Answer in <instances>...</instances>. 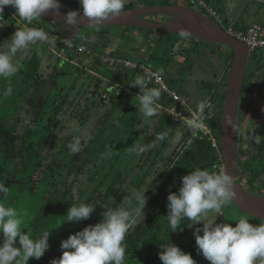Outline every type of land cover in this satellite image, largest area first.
Listing matches in <instances>:
<instances>
[{
  "label": "rangeland",
  "instance_id": "obj_1",
  "mask_svg": "<svg viewBox=\"0 0 264 264\" xmlns=\"http://www.w3.org/2000/svg\"><path fill=\"white\" fill-rule=\"evenodd\" d=\"M129 1L135 8L180 5L209 16L197 6L195 1L199 0ZM245 1L255 5L254 9L264 5V0ZM60 3L82 10L79 0H60ZM3 18L0 20V24H4L0 28V43L9 39L17 28L27 27L11 7L5 8ZM155 19L176 21L172 17ZM259 23L264 24V21ZM53 24L45 18L31 24L43 29L49 41L37 42L27 50L16 76L10 80L0 79V127L19 137L17 157L7 162V145L0 143V163L5 162L1 177H7L5 185L9 188L8 193L0 194V204L15 207L24 220L23 231L31 228L33 238L52 229L49 249L39 260L29 259L28 264H51L59 259L61 241L88 225L99 223L105 211L101 206L109 203L115 206L126 199L131 208H136L139 206L136 196L145 192L144 211L135 216V224L144 223L152 220L155 214L150 202L160 192L167 198L176 189L172 167L151 191L168 159L193 129L173 121L166 122L163 109L150 118L138 111V94L131 84L143 67L152 71L162 69L167 82L182 96L190 98L193 110L203 117L207 111L211 112L217 96L223 93L233 61L227 47L187 37L135 28L128 34L122 27L100 29L93 34L88 28L65 29ZM126 62L137 68L127 67ZM8 87L12 92L4 96ZM162 100L161 95L158 104L164 105ZM242 109L241 158L245 173L238 176L236 183L245 192L252 193L249 191L252 184L257 189L264 186V157H261L264 156V138L255 143L248 137L252 128L253 135L264 137V50L250 53L240 111ZM165 131L169 133L168 138L163 142L156 140L157 134ZM209 131L208 138L219 145L217 133ZM77 136L83 149L72 155L67 145ZM153 143L155 147L139 151V147ZM81 202L97 204L90 218L79 223H62V216L71 204ZM222 212L224 216H218L216 223L235 227V221L240 218L252 224L264 223L243 213L232 202ZM166 216L163 222L167 221ZM197 227L202 228V224L184 227L181 232L165 230L164 235L185 253H190L197 264H210L198 252L193 235ZM147 255L143 253L141 260ZM155 264H162V261Z\"/></svg>",
  "mask_w": 264,
  "mask_h": 264
},
{
  "label": "clouds",
  "instance_id": "obj_2",
  "mask_svg": "<svg viewBox=\"0 0 264 264\" xmlns=\"http://www.w3.org/2000/svg\"><path fill=\"white\" fill-rule=\"evenodd\" d=\"M79 3L83 15L79 11H70L63 17L65 23L78 26L82 20H86L90 27L99 31L106 20L117 19L124 13L128 0H79ZM6 7L15 9V16L31 25L49 13L59 14L61 4L60 0H0V20H4ZM3 26L0 24V28ZM181 35L188 37L190 33L183 30ZM48 41V34L41 28H17L9 39L0 43V79L10 80L16 76L27 50L37 42ZM162 75L163 70H157V78ZM145 84V77L137 76L131 86L139 88L138 111L150 118L159 114L161 90L147 88ZM109 91L112 89L109 88ZM11 92L12 88L8 87L3 95L8 96ZM187 123L194 134L204 127L202 122L196 120ZM252 132L253 128L248 137L260 143L264 137ZM168 136L169 133L165 131L157 134L156 140L163 142ZM155 146V143L142 146L139 151L142 153ZM67 148L70 154L76 155L82 151L83 144L77 136ZM6 178L0 177V194L9 192L5 185ZM181 181L178 191L170 192L167 197L166 217L170 231L181 232L184 227L202 224V228L194 229L193 235L198 252L210 264H264V223L252 224L245 218L236 220L235 227L229 223H216L218 216H224L222 209L236 198L232 175L226 170L210 172L195 168L181 177ZM144 193L136 196L139 205L136 208H131L126 199L115 206L111 203L101 206L105 209L101 221L62 240V256L51 264H123L127 249L126 235L136 222L135 216L144 211ZM96 205L84 202L71 204L66 215L62 216V223H79L89 219ZM23 224L24 220L15 207L0 204V234L3 237L0 264H28L29 259L39 260L49 249L48 239L52 229L33 238L32 229L23 231ZM159 259L162 264H197L190 253H185L173 243L159 252Z\"/></svg>",
  "mask_w": 264,
  "mask_h": 264
},
{
  "label": "water",
  "instance_id": "obj_3",
  "mask_svg": "<svg viewBox=\"0 0 264 264\" xmlns=\"http://www.w3.org/2000/svg\"><path fill=\"white\" fill-rule=\"evenodd\" d=\"M60 4L59 14L49 13L44 18L55 24L68 27L92 28L86 20H82L78 26L66 24L63 17L68 12L79 11L80 15H83V13L82 10ZM153 17H172L176 21L161 22ZM178 21H183L186 24L177 25ZM124 26L146 28L179 36H182L181 32L183 30H187L190 33L187 38L208 44H219L233 51L232 68L226 82L222 111L220 145L224 163L223 170H226L233 178L237 195L231 202L243 213L264 221V197L245 192L236 183L239 173V109L251 53L249 48L246 44L228 34L203 12L185 6L155 5L125 10L119 18L106 20L100 28Z\"/></svg>",
  "mask_w": 264,
  "mask_h": 264
},
{
  "label": "trees",
  "instance_id": "obj_4",
  "mask_svg": "<svg viewBox=\"0 0 264 264\" xmlns=\"http://www.w3.org/2000/svg\"><path fill=\"white\" fill-rule=\"evenodd\" d=\"M129 9H135V5L133 3H130L128 0V3L125 7V10ZM19 21L27 26V27H33L32 25H28L25 21L21 20L19 18ZM15 22V21H14ZM52 24V23H51ZM58 28H73L68 27L64 25H56ZM111 27L106 28H100L103 31L109 30ZM140 29L146 32L151 33H160L165 35H170L163 32H157L153 30H149L146 28H137V27H130V26H124L122 27V30L124 33H131L132 29ZM79 30H85L86 28H75ZM90 31H93V34L96 33V30L93 28H88ZM176 36L178 38H185L183 36L179 35H171ZM231 59H233V51L228 49ZM232 68V64L229 67V73L230 74ZM137 76H144L143 72H139L136 74ZM136 79V78H135ZM135 81V80H134ZM147 88H153L152 85H149ZM244 88V87H243ZM133 91L136 94H139V88L133 87ZM226 89V83L224 86V91L222 94H219L217 96L216 105L213 107V109H210L211 112L207 111V115L203 116L204 120L208 123V126L210 129H212L213 132H216V137L218 139H221V124H222V111H223V101H224V93ZM164 103L168 105L170 103L169 100H167L165 97H163ZM215 104V103H214ZM243 109L240 111L239 116V156H238V165H239V173L238 176L244 175L243 170V159L241 158L242 154V134H241V127L243 126V119L241 117V114ZM209 114V115H208ZM165 121H172L170 116L165 113ZM193 133L190 132L187 134V136L179 143L178 147L173 152V155L168 159V163L165 165L163 171L159 174V176L155 179L151 191L154 190L165 178V175L172 169V175L175 176V184L176 189L173 192L178 191L179 187L181 186V177L187 175L190 171L194 170L195 168H201V169H207L210 172L211 171H217L223 170L224 163H223V155H222V149L221 145L219 144L217 147H214L212 140H210L208 137L202 135L201 133L192 135ZM18 136L10 130L4 129L3 127H0V143H6L7 149L5 150V162L9 161L10 158L17 157V141ZM262 149H264V146L262 145ZM263 150L261 151V153ZM262 158L264 156H261ZM5 162L2 164L0 163V177L4 172L5 168ZM238 178V177H237ZM252 182V181H251ZM249 182L250 184H252ZM150 191V193H151ZM249 191L263 196L264 197V186H262L261 189H257L256 185H251L249 188ZM167 203L168 200L162 192H160L151 202L150 206L154 208V216L152 220H149L147 222H137L133 228L130 229L128 234L126 235L125 243L127 245L126 249V256L124 259L123 264H140L141 261L142 264H155L159 259V252L163 250V248L166 245H169L171 243V238H166L167 236L164 235L167 231L170 230L168 222L164 221L165 216L168 213L167 209ZM258 221V219H256ZM167 230L165 233L164 231ZM146 253L148 254L144 259L142 257V254Z\"/></svg>",
  "mask_w": 264,
  "mask_h": 264
},
{
  "label": "built area",
  "instance_id": "obj_5",
  "mask_svg": "<svg viewBox=\"0 0 264 264\" xmlns=\"http://www.w3.org/2000/svg\"><path fill=\"white\" fill-rule=\"evenodd\" d=\"M195 2L197 3V6L203 9V11L208 12L209 16L206 14L208 17L214 20L222 28L225 27V31L228 34L246 44L250 52L264 50V25L255 24L246 28L245 30H239L236 28L235 24H228L227 20L222 16V14H219L216 10L209 7L208 4L204 1L202 2L199 0ZM125 64L127 67L137 68V66H133L130 62H126ZM142 70L141 71L143 72L146 81L145 86L148 87L149 85H152L153 88H159L161 90V95L170 101V103L166 105L164 103V100H162L164 105H161L159 103L161 105V107L159 105V109H163L167 113V115L170 116L174 123L180 124L184 127H189L187 123L189 120L202 122L204 124V127L202 129H199L195 134L201 133L206 137L210 135L209 130L211 129L204 122L202 114L193 110L189 99L182 96V94L179 93L178 89L173 88L167 82L164 74L157 78V71H152L144 67L142 68ZM213 145L214 147L218 146V144H215L214 141Z\"/></svg>",
  "mask_w": 264,
  "mask_h": 264
},
{
  "label": "crops",
  "instance_id": "obj_6",
  "mask_svg": "<svg viewBox=\"0 0 264 264\" xmlns=\"http://www.w3.org/2000/svg\"><path fill=\"white\" fill-rule=\"evenodd\" d=\"M208 4L209 7L216 10L219 14L227 20V23H233L239 30L261 24L264 21V5L260 8L254 9L251 4L246 3L245 0H200ZM263 1V0H261ZM256 7V6H255ZM253 19V21L250 19ZM264 25V24H261ZM191 100V99H189ZM192 101V100H191Z\"/></svg>",
  "mask_w": 264,
  "mask_h": 264
},
{
  "label": "bare ground",
  "instance_id": "obj_7",
  "mask_svg": "<svg viewBox=\"0 0 264 264\" xmlns=\"http://www.w3.org/2000/svg\"><path fill=\"white\" fill-rule=\"evenodd\" d=\"M177 25H183V24H186L185 22L183 21H178V23H176Z\"/></svg>",
  "mask_w": 264,
  "mask_h": 264
},
{
  "label": "flooded vegetation",
  "instance_id": "obj_8",
  "mask_svg": "<svg viewBox=\"0 0 264 264\" xmlns=\"http://www.w3.org/2000/svg\"><path fill=\"white\" fill-rule=\"evenodd\" d=\"M162 5H165V4H162ZM152 6H155V5H152ZM180 6V5H179ZM154 18V17H153ZM157 18V17H156ZM155 19V18H154ZM208 44V43H207ZM245 83V82H244ZM242 98V97H241ZM190 99V98H189ZM241 104V103H240ZM239 116H240V109H239Z\"/></svg>",
  "mask_w": 264,
  "mask_h": 264
}]
</instances>
